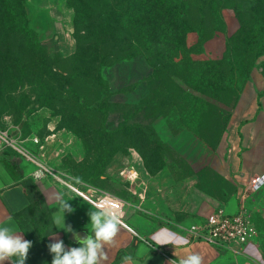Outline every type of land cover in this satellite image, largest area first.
Segmentation results:
<instances>
[{"label": "rangeland", "instance_id": "rangeland-1", "mask_svg": "<svg viewBox=\"0 0 264 264\" xmlns=\"http://www.w3.org/2000/svg\"><path fill=\"white\" fill-rule=\"evenodd\" d=\"M262 87L264 0H54L48 17L25 0H0V131L38 138L26 148L58 184L125 201L124 223L159 216L135 208L141 193L226 183L216 171L222 138L243 93ZM261 189L251 211L260 235L248 257L258 264ZM35 235L26 264L52 261L57 238ZM125 241L119 231L101 264H114Z\"/></svg>", "mask_w": 264, "mask_h": 264}, {"label": "crops", "instance_id": "crops-1", "mask_svg": "<svg viewBox=\"0 0 264 264\" xmlns=\"http://www.w3.org/2000/svg\"><path fill=\"white\" fill-rule=\"evenodd\" d=\"M26 2L33 11L51 16L54 0ZM221 146V158L216 171L226 183H199V186L194 185L197 183H183L177 189L170 185L172 183H168L166 193H156L151 198L147 193H141L135 208L147 213L146 208H151L159 216L154 215V218L146 222L131 216L125 218V226L119 230L126 239L125 246L121 247V253L119 251L115 261L121 257L119 261L122 264V257L130 256L129 264H172L173 261L179 264L180 259L198 253L203 257L202 264H258L248 259L255 252L254 244L242 256H235L229 252H221L207 243L190 241L186 229L204 220L220 207L230 213L237 212L239 198L251 180L264 176V87L243 93ZM3 159L12 160L0 143V227L7 226L28 240L14 217V214L30 205L27 189L22 185L28 180L36 184L35 196L40 204L46 210L54 209L53 219L58 231L54 236L57 239L62 240L72 234L61 228V203L64 201L73 209L71 213H64L65 226H71L75 233L86 232L82 228L90 224L88 213L91 209L82 201L78 190L60 185L50 177L35 180V167L24 160L19 162V171L13 172ZM259 194L249 196L250 213L256 208ZM57 220H60L59 224L56 223ZM158 236L171 238L176 246L156 243ZM144 241L151 242L155 249H151Z\"/></svg>", "mask_w": 264, "mask_h": 264}, {"label": "clouds", "instance_id": "clouds-1", "mask_svg": "<svg viewBox=\"0 0 264 264\" xmlns=\"http://www.w3.org/2000/svg\"><path fill=\"white\" fill-rule=\"evenodd\" d=\"M106 204H93L88 215L90 217L91 234L84 238L77 235L71 226H65L64 213H71L72 207L64 201L61 203L63 211V228L66 232L73 233L79 247L66 249L64 241L56 239L48 244V249L53 255L51 264H101L107 259L106 245H113L122 224L124 203L117 198L105 197ZM57 224L60 220L56 221ZM156 243L172 244L175 242L169 237H157ZM32 242L23 238V235L12 231L9 227H0V264H25ZM14 258V259H13ZM130 256L122 257V264H129ZM203 257L198 253L187 255L179 260V264H202ZM175 264V261L172 262Z\"/></svg>", "mask_w": 264, "mask_h": 264}, {"label": "built area", "instance_id": "built-area-1", "mask_svg": "<svg viewBox=\"0 0 264 264\" xmlns=\"http://www.w3.org/2000/svg\"><path fill=\"white\" fill-rule=\"evenodd\" d=\"M28 141L33 142L34 145L40 144V140L36 137H33ZM28 141L20 140L18 137L12 138L8 131H0V143L3 148H11L18 152L24 161L35 167V171L33 172V178L35 180L50 177L65 183L52 168L47 166L43 161L37 159L28 151L26 148V142ZM130 173L132 174L133 172L131 171ZM130 173L125 171L123 174H126L127 178L131 180L132 175H130ZM263 187L264 176L253 178L250 185L244 190L239 198L237 212L230 213L224 207L216 209L210 216L198 223L192 224L186 229L190 241L204 242L221 252H229L235 256H242L248 247L255 244L254 241L258 239L260 235L247 202L251 194L256 193ZM78 194L84 197L92 205L101 203L106 204L108 201L105 197L117 198L124 203L125 206L123 212H125V201L111 194L99 192L94 200L81 192H78ZM123 217L124 215L122 216V220ZM122 225L125 226L124 223ZM144 242L151 249H155V246L151 242Z\"/></svg>", "mask_w": 264, "mask_h": 264}, {"label": "trees", "instance_id": "trees-1", "mask_svg": "<svg viewBox=\"0 0 264 264\" xmlns=\"http://www.w3.org/2000/svg\"><path fill=\"white\" fill-rule=\"evenodd\" d=\"M26 1V0H25ZM6 150L8 148H5ZM5 165H7V167L13 171H19V162L18 161H14L13 159L10 161H7L5 159H3ZM22 185L27 189V196L28 199L30 201V205L25 208L24 210L14 214L15 219L18 221L22 231L25 233V235L27 236L28 240L32 242V245L34 244L35 240H34V234L35 238L38 237L37 240H44L46 239L47 235L52 236V235H56L58 233L57 228L55 226L54 223V219H53V213H54V209H48L45 212H43L44 215V221L41 224H37L36 223V215L39 212H42V208H41V204L39 202V200L36 198L35 196V189H36V184L33 183L32 181H24L22 183ZM26 218L30 219V223L31 226H33V229H31V227L29 225L26 224L25 220ZM64 241V244H69L70 246H79V244L74 243L73 241H71L69 239V236L64 237L62 239ZM32 250L29 249V253H28V258L30 259L32 258ZM14 259V258H13ZM42 263L43 264H51V260L47 259V258H43L42 257ZM26 264V262H25ZM114 264H121V261H119V259H117V261Z\"/></svg>", "mask_w": 264, "mask_h": 264}, {"label": "water", "instance_id": "water-1", "mask_svg": "<svg viewBox=\"0 0 264 264\" xmlns=\"http://www.w3.org/2000/svg\"><path fill=\"white\" fill-rule=\"evenodd\" d=\"M76 234L79 235L81 238H84V237H86V236L88 235L86 232H79V233H76ZM69 239H70L71 241H73L74 243H77V241H76V239H75L73 233L69 235ZM77 244H78V243H77Z\"/></svg>", "mask_w": 264, "mask_h": 264}]
</instances>
